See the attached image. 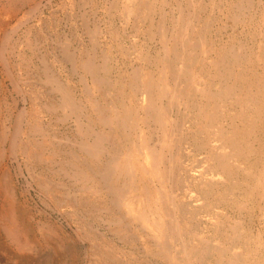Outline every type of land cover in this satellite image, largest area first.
I'll list each match as a JSON object with an SVG mask.
<instances>
[{
	"label": "bare ground",
	"instance_id": "1",
	"mask_svg": "<svg viewBox=\"0 0 264 264\" xmlns=\"http://www.w3.org/2000/svg\"><path fill=\"white\" fill-rule=\"evenodd\" d=\"M85 243L84 264H264V0H0V252Z\"/></svg>",
	"mask_w": 264,
	"mask_h": 264
},
{
	"label": "rangeland",
	"instance_id": "2",
	"mask_svg": "<svg viewBox=\"0 0 264 264\" xmlns=\"http://www.w3.org/2000/svg\"><path fill=\"white\" fill-rule=\"evenodd\" d=\"M118 24H119V22H118ZM58 28L59 29H62L63 27H62V22L59 24V26H58ZM57 28V29H58ZM116 29H119V25H117L116 26ZM115 61L114 62H112L111 64H112V66H114L115 65ZM21 179V180H20ZM23 177H20V178H17V186H18V188L20 189H17V191H18V194H19V196H20V199L21 200H25L26 202H27V205H30V207H31V209L33 208V210H32V212H34L35 213V217H37L36 218V220H35V222L34 223H36V222H38L39 220H40V218H42V217H44V216H39V213H38V210L40 211V209H43V207L41 206V203H40V201H39V199L38 198H36V197H34L35 196V193L33 192V190H30V189H28L27 187H26V185H25V182L23 181ZM24 185V186H23ZM25 189L27 190V191H29L27 194H25L26 192H25ZM24 193H23V192ZM30 191H31V193H30ZM22 194V195H21ZM27 195H28V197H27ZM26 196V197H25ZM23 197V198H22ZM33 198V199H32ZM28 199H31V200H28ZM38 200V201H37ZM41 207V208H40ZM48 214H49V211L47 212ZM38 215V216H37ZM52 214L50 213L49 214V216H50V218L52 219V221L54 220V222H56V224L57 225H59V224H61L62 226H63V231L64 232H67V233H69V231H70V229H68V227H66V224H65V222H63L62 221V218H60L59 216H55V215H52ZM54 216V217H53ZM40 217V218H39ZM54 218V219H53ZM59 220V221H58ZM4 242H3V241ZM1 243H3V244H5V246H7V250H6V252L7 253H10L9 255H15V253H16V251H14V249H13V247H11L8 243H7V241H5L4 240V238L1 236ZM85 248H86V243L85 244H82L81 245V247H80V252H79V254L80 253H83L84 251H85ZM28 256H30V257H34V258H36L34 255H32V254H30V253H28L27 254ZM6 255L5 254H3V253H1L0 252V264H6V257H5ZM84 256H82L81 257V254H80V261L84 264V258H83Z\"/></svg>",
	"mask_w": 264,
	"mask_h": 264
}]
</instances>
